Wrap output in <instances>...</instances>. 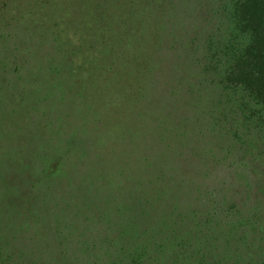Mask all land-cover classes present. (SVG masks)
Returning a JSON list of instances; mask_svg holds the SVG:
<instances>
[{"label": "rangeland", "instance_id": "1", "mask_svg": "<svg viewBox=\"0 0 264 264\" xmlns=\"http://www.w3.org/2000/svg\"><path fill=\"white\" fill-rule=\"evenodd\" d=\"M224 20L218 0H0V261L93 264L66 231L153 238L162 262L161 229L213 250L236 229L264 253V130L181 37Z\"/></svg>", "mask_w": 264, "mask_h": 264}, {"label": "trees", "instance_id": "2", "mask_svg": "<svg viewBox=\"0 0 264 264\" xmlns=\"http://www.w3.org/2000/svg\"><path fill=\"white\" fill-rule=\"evenodd\" d=\"M218 14L219 16L224 14L225 20L217 30L206 38L204 43L199 42L198 37L190 34L191 29H187L181 37H187L190 44L195 46V50L199 49L204 53L202 63L204 72L210 70L216 73L220 72V84L226 88L229 87L232 92H240L251 99L246 102L247 105L245 103L244 105L239 104V106L241 109H246L249 117L256 120L257 124L254 127L258 128L262 134V130H264V120L262 123V119H264V0H218ZM171 48L173 49L174 45H171ZM195 59L201 66V56L195 55ZM203 114L205 115V113ZM220 118L217 111L216 118L213 120V125L217 128L221 125V123H216L220 122ZM236 130L232 133L234 136L238 135ZM260 141L261 144L256 145L252 152L253 155L257 154L256 156L260 158L262 166V137ZM251 192H253L252 187L248 189V194ZM139 202L140 200L134 205ZM118 209L119 214L127 218L126 214L129 213L120 209L119 206ZM60 221L63 223L62 219ZM62 223H58L57 226H65ZM242 225H245L242 221L237 224V226ZM113 227L110 224L104 234H109L108 231ZM161 230L164 233L162 236L165 237L161 242L169 241L167 254L165 253L166 259L162 262L157 259L160 258L158 252H152L158 244L157 241L153 238L145 240L143 235L140 236L141 240L135 242L113 241L110 238H105L103 241H92L97 238L83 240L79 235L66 231L64 235H67L66 237L71 240L65 241L64 246H68V252L72 251L71 259L81 262L88 254L94 258L93 264H264L262 245L242 243L239 249H232L231 246L238 245L239 240L230 241L229 237L234 236V232L236 235H241L243 231L227 230L224 244L216 246L214 252L213 248L208 245V241L203 238L205 235L202 232H206L204 230L194 234L196 242L192 243L182 241L179 236L173 234L170 228ZM100 235L99 233L85 234L84 238ZM197 238H203V244L196 246L198 245L196 243L200 242ZM173 242L175 244L172 246ZM79 255L83 258L81 259ZM0 264L23 263L14 262L5 257L0 261ZM27 264H33V262Z\"/></svg>", "mask_w": 264, "mask_h": 264}]
</instances>
